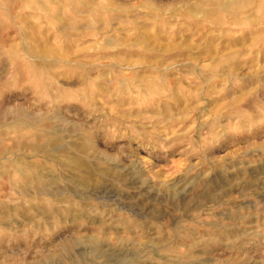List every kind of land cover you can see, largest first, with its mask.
Returning a JSON list of instances; mask_svg holds the SVG:
<instances>
[{"label": "rangeland", "instance_id": "obj_1", "mask_svg": "<svg viewBox=\"0 0 264 264\" xmlns=\"http://www.w3.org/2000/svg\"><path fill=\"white\" fill-rule=\"evenodd\" d=\"M0 6V264H264V0Z\"/></svg>", "mask_w": 264, "mask_h": 264}, {"label": "bare ground", "instance_id": "obj_2", "mask_svg": "<svg viewBox=\"0 0 264 264\" xmlns=\"http://www.w3.org/2000/svg\"><path fill=\"white\" fill-rule=\"evenodd\" d=\"M222 2H223V0H222ZM231 2V1H230ZM231 4V3H230ZM229 5V3L228 2H226V3H223V6L224 7H227ZM219 6H221V5H219ZM1 7V6H0ZM2 8V7H1ZM233 8V7H232ZM52 150V149H51ZM75 158V157H74ZM79 159V158H78ZM65 161H66V158H65ZM68 161V160H67ZM70 162V164H71V166H73V167H75V166H78L79 165V161L78 160H72L71 159V161H69ZM69 162H68V164H69ZM84 163V162H83ZM65 164V163H64ZM67 164V163H66ZM81 165V164H80ZM79 165V166H80ZM85 165V164H84ZM68 167H70V166H68ZM84 167V166H83ZM70 169H71V167H70ZM87 169V168H86ZM85 169V170H86ZM80 170V169H79ZM90 244H92V245H94V246H96L97 245V241H96V239L94 238V237H90L88 240H87Z\"/></svg>", "mask_w": 264, "mask_h": 264}]
</instances>
